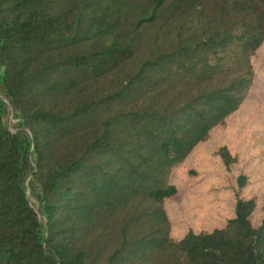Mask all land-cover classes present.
<instances>
[{"label": "trees", "instance_id": "trees-1", "mask_svg": "<svg viewBox=\"0 0 264 264\" xmlns=\"http://www.w3.org/2000/svg\"><path fill=\"white\" fill-rule=\"evenodd\" d=\"M263 44L264 0H0V264H264L227 143L233 216L175 237L165 207Z\"/></svg>", "mask_w": 264, "mask_h": 264}, {"label": "rangeland", "instance_id": "rangeland-1", "mask_svg": "<svg viewBox=\"0 0 264 264\" xmlns=\"http://www.w3.org/2000/svg\"><path fill=\"white\" fill-rule=\"evenodd\" d=\"M252 62L255 79L249 90L250 101L229 119L225 131L217 132L208 145H200L172 174L178 196L165 201L172 236L218 226L220 216L232 215L230 191L234 178L214 155L222 144L232 146L243 162L240 169L250 174L246 192L259 199L264 197V44Z\"/></svg>", "mask_w": 264, "mask_h": 264}]
</instances>
